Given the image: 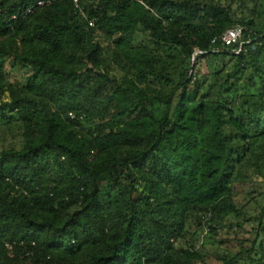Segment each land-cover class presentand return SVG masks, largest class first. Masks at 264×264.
Segmentation results:
<instances>
[{
	"label": "trees",
	"instance_id": "16d2710c",
	"mask_svg": "<svg viewBox=\"0 0 264 264\" xmlns=\"http://www.w3.org/2000/svg\"><path fill=\"white\" fill-rule=\"evenodd\" d=\"M36 1L0 0V264H264V0Z\"/></svg>",
	"mask_w": 264,
	"mask_h": 264
},
{
	"label": "rangeland",
	"instance_id": "374dc122",
	"mask_svg": "<svg viewBox=\"0 0 264 264\" xmlns=\"http://www.w3.org/2000/svg\"><path fill=\"white\" fill-rule=\"evenodd\" d=\"M221 3H224L226 5H230L231 6V10L233 12V14L235 15V17H246L249 18V16H251V11L252 8L254 6L255 1L254 0H220ZM262 12H258L256 13V17L258 18V20H261L262 17ZM195 61H197L195 64H193ZM196 66L195 70H200L201 73H203L205 71V65H204V61L203 60H196L195 58L192 59L191 57V66ZM8 72H9V79L11 81H18L20 79V76L17 74V71H15L12 68H9L8 66L6 67ZM12 134L15 135V133L13 132ZM12 134H7V140H6V144L9 143L11 140L15 141V139L17 140V137H15ZM11 136L13 137V139H11ZM12 141V142H13ZM259 180V179H258ZM259 182V181H257ZM253 183V184H247V186L239 188L238 187V192H237V196L236 198L242 203L245 204V211H246V215L247 214H256L259 209L264 206V194L262 195H258L257 192L263 190V185L262 184H258V183ZM248 193L251 197H253V199L248 200ZM250 222H246V225L244 226V229H242L239 233V235L242 236H252L251 232H250ZM239 232V230H238ZM231 236V235H230ZM232 237V236H231ZM227 239V246L234 248V243L232 244V240L231 238H226Z\"/></svg>",
	"mask_w": 264,
	"mask_h": 264
},
{
	"label": "built area",
	"instance_id": "2783aa9c",
	"mask_svg": "<svg viewBox=\"0 0 264 264\" xmlns=\"http://www.w3.org/2000/svg\"><path fill=\"white\" fill-rule=\"evenodd\" d=\"M73 7L76 9H81L79 5V0H70ZM51 2V0H37L35 2V7L47 5ZM33 10V7H28L25 9L26 13H29ZM12 18H15L13 15ZM90 24H92V20L90 21ZM212 44H216L217 42L219 45L217 47L212 46L210 49V52L212 53H217L220 51L222 48H228L232 46V49L230 50L233 54H237L240 52L242 46L244 44H251V39L250 38H243V28L242 26L236 25L232 28H229L225 30L222 34L219 36H214L211 38L210 41ZM252 47H254L252 45ZM206 53V50H200V49H195L192 59H194L197 55ZM72 116V114H69ZM14 242L13 241H7V240H2V245L8 249H10L13 246Z\"/></svg>",
	"mask_w": 264,
	"mask_h": 264
}]
</instances>
